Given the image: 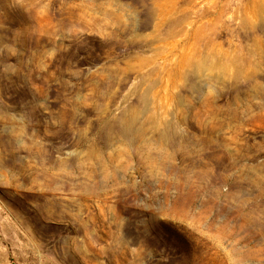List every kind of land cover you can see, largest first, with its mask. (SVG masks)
Returning a JSON list of instances; mask_svg holds the SVG:
<instances>
[{
	"label": "rangeland",
	"instance_id": "rangeland-1",
	"mask_svg": "<svg viewBox=\"0 0 264 264\" xmlns=\"http://www.w3.org/2000/svg\"><path fill=\"white\" fill-rule=\"evenodd\" d=\"M0 264H264V0H0Z\"/></svg>",
	"mask_w": 264,
	"mask_h": 264
}]
</instances>
